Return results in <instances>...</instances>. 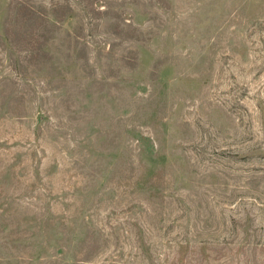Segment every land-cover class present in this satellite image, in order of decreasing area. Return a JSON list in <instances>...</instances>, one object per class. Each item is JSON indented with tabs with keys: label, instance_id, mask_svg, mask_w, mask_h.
I'll list each match as a JSON object with an SVG mask.
<instances>
[{
	"label": "rangeland",
	"instance_id": "1",
	"mask_svg": "<svg viewBox=\"0 0 264 264\" xmlns=\"http://www.w3.org/2000/svg\"><path fill=\"white\" fill-rule=\"evenodd\" d=\"M0 264H264V0H0Z\"/></svg>",
	"mask_w": 264,
	"mask_h": 264
}]
</instances>
